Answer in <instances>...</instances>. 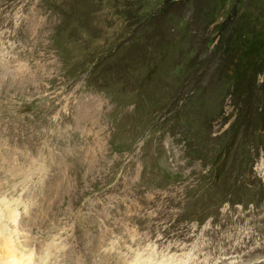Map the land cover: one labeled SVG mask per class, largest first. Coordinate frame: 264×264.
I'll return each instance as SVG.
<instances>
[{"label": "rangeland", "instance_id": "obj_1", "mask_svg": "<svg viewBox=\"0 0 264 264\" xmlns=\"http://www.w3.org/2000/svg\"><path fill=\"white\" fill-rule=\"evenodd\" d=\"M15 202L58 264H264V0H0Z\"/></svg>", "mask_w": 264, "mask_h": 264}, {"label": "bare ground", "instance_id": "obj_2", "mask_svg": "<svg viewBox=\"0 0 264 264\" xmlns=\"http://www.w3.org/2000/svg\"><path fill=\"white\" fill-rule=\"evenodd\" d=\"M14 201V200H13ZM11 209H10V205L9 207H7L6 205H4L3 203H0V264H50L51 261L53 260V263L51 264H58L57 263V256L56 254L54 255V258L52 259V248H47V250L45 252L39 251L36 252L37 249H32L30 250V245L32 244V239L30 237H25L24 242L22 244L20 243H14L13 246H10L7 248V246H5L6 244H8L10 241H8L7 239L10 238V235H7L6 237L5 234H7L8 231V227L9 229H11L12 227L16 228V224H17V217H18V213H17V203H12ZM32 214V212L30 210L27 209L25 214ZM27 214V215H28ZM29 215V217H31ZM21 219V217H20ZM20 223V221H19ZM22 223V221H21ZM27 226L26 222H24L22 224V227L25 228ZM4 241H6L4 243ZM40 247V246H39ZM58 248V247H56ZM33 251L35 252V254L37 255V258H39L40 260L36 262V259L34 261H31V258L34 257L33 256ZM55 251V249L53 250ZM26 257V256H29ZM59 256V255H58ZM133 259V260H132ZM132 264H149L143 257L139 256V255H133L132 258ZM38 260V259H37ZM62 261V260H59ZM150 261V260H148ZM160 264H163L162 262H159Z\"/></svg>", "mask_w": 264, "mask_h": 264}]
</instances>
